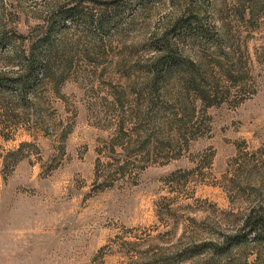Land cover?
<instances>
[{
	"label": "rangeland",
	"instance_id": "1",
	"mask_svg": "<svg viewBox=\"0 0 264 264\" xmlns=\"http://www.w3.org/2000/svg\"><path fill=\"white\" fill-rule=\"evenodd\" d=\"M0 74V264H264V0H0Z\"/></svg>",
	"mask_w": 264,
	"mask_h": 264
},
{
	"label": "trees",
	"instance_id": "2",
	"mask_svg": "<svg viewBox=\"0 0 264 264\" xmlns=\"http://www.w3.org/2000/svg\"><path fill=\"white\" fill-rule=\"evenodd\" d=\"M185 25L188 24V28L190 21H185ZM50 33L47 32L44 37L38 38L31 45H28L27 50H19L18 58H20L19 68L15 71L17 72V78H20L22 75L25 76V80L18 79V81H12L16 85L20 87H24L23 85L26 83L25 81H30V83H34L35 81H43L49 72L52 71L56 64V55L55 50L52 46ZM2 41V40H1ZM163 46H159L156 48L155 59L153 62V74H152V82L151 87L158 88L155 86V83L159 81L164 75L170 74L172 71L177 69L184 61V57L179 51V47L175 44V42L171 43L170 39H166L163 43ZM26 74V75H25ZM3 76L0 74V90H2L3 84ZM5 79V78H4ZM20 94L23 93L24 89H20ZM245 225L249 226V231L247 234L254 235L255 240L264 239V236L261 237V234H264V218L257 213L249 212ZM240 235H238L239 237ZM246 239L245 236L239 237L237 239V243ZM227 242V243H226ZM235 242V240H234ZM226 248H228V240L225 241ZM204 252V247L199 249H194L191 252L193 255H199Z\"/></svg>",
	"mask_w": 264,
	"mask_h": 264
}]
</instances>
